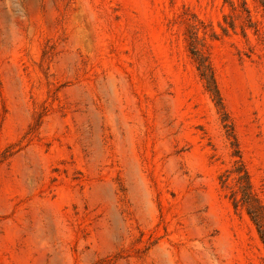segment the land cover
Masks as SVG:
<instances>
[{
  "label": "rangeland",
  "instance_id": "rangeland-1",
  "mask_svg": "<svg viewBox=\"0 0 264 264\" xmlns=\"http://www.w3.org/2000/svg\"><path fill=\"white\" fill-rule=\"evenodd\" d=\"M0 264H264V0H0Z\"/></svg>",
  "mask_w": 264,
  "mask_h": 264
},
{
  "label": "trees",
  "instance_id": "trees-1",
  "mask_svg": "<svg viewBox=\"0 0 264 264\" xmlns=\"http://www.w3.org/2000/svg\"><path fill=\"white\" fill-rule=\"evenodd\" d=\"M193 52H194V54H199L198 53V51L196 50V49H194L193 50ZM211 81H212V85H210V86H212L213 87V89H214V91L217 93V95L219 96V90H218V88H217V85H216V83H215V79H214V77H211Z\"/></svg>",
  "mask_w": 264,
  "mask_h": 264
}]
</instances>
